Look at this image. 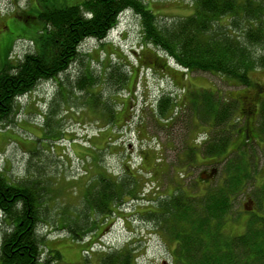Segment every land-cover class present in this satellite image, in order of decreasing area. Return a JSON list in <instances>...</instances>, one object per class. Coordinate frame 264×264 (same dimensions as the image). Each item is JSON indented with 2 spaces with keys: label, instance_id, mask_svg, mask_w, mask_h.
Here are the masks:
<instances>
[{
  "label": "trees",
  "instance_id": "16d2710c",
  "mask_svg": "<svg viewBox=\"0 0 264 264\" xmlns=\"http://www.w3.org/2000/svg\"><path fill=\"white\" fill-rule=\"evenodd\" d=\"M148 1L40 0V24L34 30L36 36L30 39L36 45L16 60L7 56L0 62V128L13 122L21 97L40 82L61 81V76H67L78 64L75 78L72 81L67 78L77 91L62 86L60 96L64 101L74 93L80 98V106L92 109L101 104L106 109L107 123H112L115 130L118 106L122 102L114 98L110 106L108 96L115 97L114 92L103 95V88L98 89L101 73L94 75L92 65L99 60L88 47L92 40L108 37L121 14L128 10L140 18L145 43L153 45L154 59L140 56L138 67L161 64L167 68L160 60L165 58L169 63L170 57L186 72L217 74L241 86L250 84L251 71L264 68V0H190L189 14L167 20H161L148 7ZM11 48L12 44L8 51ZM111 67L107 73V79L112 82L109 84L124 88L128 75L118 66ZM201 91L194 88L187 92L200 101L194 103L198 105L193 111L209 126L205 138L209 140L198 146L189 145L188 151H184L188 157L200 152L202 157L215 161L225 158L223 163L218 162L224 164L223 172L217 170L216 181L212 179L201 195L176 182L172 193L152 198L147 203L149 209L137 213L165 232L167 243L172 245L174 264H264V164L260 165V160H264V103L259 106L254 121L253 140L247 134L239 139L242 119L236 101L230 97L221 101L220 91L200 94ZM169 103L170 99L161 100L162 115L173 105ZM173 114L169 113L167 120H172ZM232 140L241 141H234L235 148L228 150ZM228 152L234 154V160L228 158ZM158 159L162 162L161 156ZM160 164L156 166L159 168ZM129 175L97 172L95 182L84 190L79 215L73 219L66 212L67 217L55 222L57 228H66L74 239L81 240L97 232L100 220L120 217L118 210L115 214V208L125 203L121 199L124 189L133 198L138 195L135 189L137 186L139 189L140 181L136 175ZM54 194L46 190L42 181L29 177L12 183L0 172L3 216L0 264H56L60 252L46 245L45 235L38 230L43 222L54 225L49 221L50 214L44 213L49 211L51 201L57 202ZM246 197L253 201L255 211L251 212L245 229L227 233L226 228L233 224L230 221L233 209ZM79 217L84 225L80 231ZM90 244L93 247L98 243ZM128 249L110 250L98 257L96 264H135Z\"/></svg>",
  "mask_w": 264,
  "mask_h": 264
},
{
  "label": "rangeland",
  "instance_id": "374dc122",
  "mask_svg": "<svg viewBox=\"0 0 264 264\" xmlns=\"http://www.w3.org/2000/svg\"><path fill=\"white\" fill-rule=\"evenodd\" d=\"M16 1L22 7H14L11 0H0V62L9 53L16 60L36 45L31 44L30 39L36 36L34 30L39 23H32L33 19H30V26L26 23V12L34 0ZM147 4L161 20L187 15L191 11L190 0H149ZM91 43L88 50L93 49L91 55L99 60L97 64L92 65L91 62L92 71L94 75L101 73L102 77L98 89L103 88V95L114 92L115 97L108 96L110 106L114 98L122 102V106H118L115 130L112 123H107L106 109L101 104L92 109L80 106V98L74 93L64 101L60 96L62 86L74 88L67 78L71 81L75 78L73 74L79 71L77 64L67 76H61V81L40 82L19 99L13 122L0 128V172L12 183L29 177L42 181L46 183L47 191L57 195V202L51 201L49 211H44L50 214L49 221L54 225L51 227L43 222L38 229L45 235V244L60 252L56 264H96L98 257L122 247L129 248L135 264H174L170 253L172 245L167 243L165 232L137 212L149 209L147 203L152 198L172 193L176 182L189 192L203 194L211 180L216 179L217 170L223 172L225 160L223 157L218 161L204 158L200 152L197 155L193 153L191 157L186 155L184 150L188 151L189 145L198 146L209 140L202 139L206 137L205 131L209 132V126L193 111L198 105L194 103L200 101L187 91L199 88L202 90L200 94H206L212 90L221 94L223 102L229 96L249 99L253 95L256 97L253 100L256 110L259 104L264 103V100L259 102L260 96L264 98V68L251 71L253 88H244L217 74L194 72L185 77L186 71L181 72L182 67L170 57L169 63L177 70L171 66L163 68L161 64L156 68L138 67V62L142 61L140 56L152 60L154 52L151 50L153 45L145 43L142 22L132 10L121 14L118 25L111 29L108 37ZM159 53L164 55L161 50ZM166 62L165 58L160 60V63ZM110 65L118 66L128 75L124 88L109 84L112 83L107 79V73L112 69ZM258 85L262 95L257 90ZM162 99H170L169 104H173L164 115L160 107ZM244 99L245 106L242 105L241 109L248 108ZM169 113L173 114L172 120H167ZM253 117L254 126V113ZM234 141L241 140H232L228 150L235 148ZM233 157L232 153L228 155L232 160ZM220 161L222 163H218ZM156 163H161L159 168ZM262 163L264 160H260V165ZM99 171L122 177L136 175L140 181L139 189L138 186L135 189L138 195L134 198L129 196L125 188L121 193L125 203L121 208H115V214L118 210L120 217L103 219L104 222L99 219L96 233H89L81 240L74 239L66 228H57L56 221L67 215L74 216L73 219L79 215L84 190L89 183L95 182L94 176ZM249 200H242L233 209L234 216L230 220L233 224L226 228L227 233H236L244 226L243 219L249 216L246 211L252 208ZM2 219L0 212L1 224ZM78 221L80 231L84 225L80 217ZM89 242L98 244L92 247Z\"/></svg>",
  "mask_w": 264,
  "mask_h": 264
},
{
  "label": "flooded vegetation",
  "instance_id": "af4514ba",
  "mask_svg": "<svg viewBox=\"0 0 264 264\" xmlns=\"http://www.w3.org/2000/svg\"><path fill=\"white\" fill-rule=\"evenodd\" d=\"M11 1L13 3L12 5L14 7L21 6L20 3L18 1H16V0H11ZM40 6H41L40 0H34V3L31 5V7H30V9L28 11L29 13L26 12L27 17H28L27 26H30V24H32V23H34V24L39 23L40 24V21H39V18H38V10H39V7ZM22 17H23V15H20V18H22ZM30 19H33V22L32 23L30 22ZM150 65H152V63ZM152 66L155 67V65H152ZM259 86L260 85L257 86V90L258 91H261L259 89ZM243 87L244 88L245 87L253 88V83L251 82L248 86H243ZM262 94H263V92L261 91V94L260 95H262ZM257 96H258V94H257ZM230 98L238 101V105H237L238 106V111L241 113L240 116H241V119H242V125L240 127L239 134L241 136L239 137V139H244V137L246 136L245 134H247L249 136V138L251 140H253V118L255 119V117H253V113L255 115H257L259 106L261 104H259L257 106L256 110H255V107H253V100L256 99V97L255 96L253 97V95L249 99H244V98H238L237 99V98H234V97H231V96H230ZM242 99H244V101L247 102V105H248V108L247 109H244L243 107L241 109V106L242 105L245 106V103L242 101ZM260 99L261 100H259V102L262 103V100H264V98H262L260 96ZM239 103H240V105H239ZM213 177L214 176H212L211 178H213ZM246 198L250 199L249 201L252 203V205H251L252 208L251 209H248L246 211L249 216L246 219H243L244 226L242 227V229H245L246 228L247 220L250 217L251 212L255 211V210H253L254 204H253V201L251 200V198L250 197H246ZM175 258H179V257L176 256ZM181 258H183V257L181 256Z\"/></svg>",
  "mask_w": 264,
  "mask_h": 264
}]
</instances>
